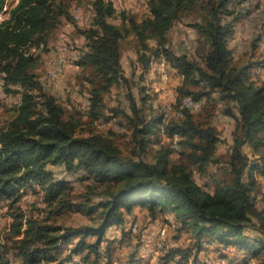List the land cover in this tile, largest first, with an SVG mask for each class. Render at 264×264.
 <instances>
[{
	"label": "trees",
	"instance_id": "16d2710c",
	"mask_svg": "<svg viewBox=\"0 0 264 264\" xmlns=\"http://www.w3.org/2000/svg\"><path fill=\"white\" fill-rule=\"evenodd\" d=\"M243 1L149 0L150 14L137 19L125 10L118 13L112 0H93L94 25L81 29L88 48L78 59L99 77L91 90L89 124L122 114L125 127L122 119L118 124L125 128L123 135L131 137L127 152L116 130L102 133L93 128L78 134L82 122L66 118L64 106L32 70L37 59L32 49L47 44L61 16L72 19L68 5L61 0H19L10 9V17L0 24V75L7 92L22 96L16 115L0 127V203L6 202L13 217L6 237L12 244L0 239V264L12 262L8 247L21 258L20 264H71L78 256L76 264L98 263L107 256L106 264H112L114 247L106 232L124 225L136 207H146L151 219L170 213L180 230L195 237L196 249L204 248V239L217 243L218 249L222 246L219 257L227 264H254V258L264 264V192L258 193L255 176L256 169L264 170V79L252 72L257 63L264 67V60L239 62L229 44L244 14ZM5 4L0 0V11ZM196 7L202 18L191 25L198 32L199 57L177 53L169 38L174 22ZM117 16L121 23L110 20ZM130 33L139 39L143 73L163 57L169 69L183 76L176 87V112L163 132L161 112L147 115L134 100L131 112L115 107L114 116L107 115L105 95L125 78L121 40ZM186 97L203 102L200 110L188 107ZM220 101L236 102L239 110L228 155L218 153L221 131L214 119ZM246 144L255 158H250ZM58 163L83 171L89 180L84 200L75 201L71 181L56 177L49 167ZM221 169L225 176L217 177ZM196 173L206 181L199 183ZM37 185L50 212L77 210L92 222L63 225L49 217L27 216L20 205L23 188ZM230 246L235 247L234 255L226 251ZM239 251L244 252L242 258ZM188 258V251L170 248L161 264H188Z\"/></svg>",
	"mask_w": 264,
	"mask_h": 264
},
{
	"label": "rangeland",
	"instance_id": "374dc122",
	"mask_svg": "<svg viewBox=\"0 0 264 264\" xmlns=\"http://www.w3.org/2000/svg\"><path fill=\"white\" fill-rule=\"evenodd\" d=\"M61 1L68 5V11L72 16V19L67 18L66 16H61L58 25L50 32L47 44L36 46L32 49V54L37 57L32 66V70L42 82L45 90L49 94H53L64 106L66 118H73L82 122L76 129L78 134H87L93 128V130L102 133L108 132L109 129L116 130L119 132L117 139L127 152L129 148L127 145L131 140V137L123 135L125 128L122 126L125 127L126 122L125 117L122 116V114L109 121H105V118L103 117L96 121L93 127L89 124V122H91V117L88 114V108L91 90L97 84V81H99V77L92 66H83L78 63V59L88 48L86 35L81 29H87L94 25L95 10L93 7V0ZM112 1L114 2L118 13L125 10L129 14L136 16L137 19H142L150 14L148 6L149 0ZM14 4L15 3L12 2V7ZM201 18L202 13L200 12L199 7H196L189 14L174 22L173 28L169 33V38L172 47L177 53H187L190 56L199 57L198 32L191 23L196 20H201ZM110 20L114 23H121V18L119 16L110 18ZM150 43H153V41L150 40ZM139 47V39L134 33L128 34L121 40L122 65L125 78L115 84L105 95V101L107 104L106 111L109 116H114L115 111L112 109L115 107H121L126 111L131 112L133 100L142 107L143 112L147 115L158 114L162 111L161 107L165 103H176L177 97L175 94V88L177 85L174 83H176L178 79L177 70L170 67L171 78L167 82L162 79L161 71L160 69L158 71V68L155 69L151 67L147 73H143V65L139 60V54L137 51ZM61 58L64 61L63 71L59 77L52 79L48 75L49 62L57 61ZM157 61L158 58L154 59L155 63H157ZM159 62L160 61H158V65ZM181 79L179 80V83L182 81ZM21 96L22 93L19 91L7 92L4 88L3 78L0 75V127L7 126L10 120L16 115ZM144 97H146V101L143 100ZM200 106L201 105L195 106L194 110ZM119 119L124 121V125L122 124V126H119ZM226 125H228L227 129ZM226 125L220 126L222 127V138L219 145V151L220 154L223 155H228L231 149V147L228 148L227 145H229L228 139L230 138V126L232 123L231 125ZM161 140L165 143L168 142L166 138ZM232 142L234 144L233 137ZM131 145H133L132 142H130V146ZM244 148L249 153L250 158L253 159L256 157L253 155L250 145L246 144ZM153 151L154 150L148 153V157L152 155ZM175 157H178V154H176ZM49 167L56 172V177L66 178L71 181L73 188L71 194L75 201H82L85 199V195L87 194V183L89 180L84 179L82 170L68 169L64 163L49 164ZM211 167H213V165H211ZM215 174L217 177L225 176L223 169L219 172H215ZM195 175L199 183L202 184L206 181V179L200 177L198 173ZM255 176L258 178V193L261 196L264 192V170L260 172L256 169ZM207 179L210 181V177ZM212 187V184H210V186L206 188L211 189ZM23 190L24 192H22L23 195L21 196L20 205L27 216L39 219L49 217L51 221L63 225L81 226L92 222V218L89 215L77 210L65 209L60 213L50 212V207L47 202L44 201V191L38 185L23 188ZM94 200H98V197L95 196ZM98 217L99 216L94 217V219L98 220ZM12 221L13 217L9 206L6 202L0 203V239H2V243L5 242V244H7L8 241L9 246L12 242L6 237L11 230ZM133 222H137L139 227L138 230L133 231V235H131L130 230H132ZM179 226L180 224L170 213L159 214L157 218L151 219L146 207H136L131 216L127 218L126 225L123 229L115 230L114 227L110 228V233L108 232L109 235L114 237H110L111 239H114L111 240L112 246L116 245V241H119V245L117 244L118 248L112 249L111 252L114 260L113 263L145 264V262H148L147 264H157L156 261L159 259L158 264H161V256H164L168 249L178 247L184 253L187 251L189 252L188 264H227L225 259L219 257L220 251H224L222 246H220L221 249H218L217 243L212 242L211 244L204 239L202 243L204 248L198 250L195 246V237L180 230ZM161 227H164L166 237L162 239L163 236H161V240H158V231ZM258 233L259 232H254L255 235ZM124 237L126 238V241L122 243L120 239ZM139 243L141 246L144 245L149 249L158 248V254L151 253L150 258H145L146 254L145 257L141 256V258H137L136 256L140 255L139 252L142 249L138 248ZM207 243L209 244L207 245ZM205 247H208V249H205ZM67 249L68 248L64 249L65 254L69 251V249ZM143 250L146 251L145 249ZM226 251H231L232 253L235 252L234 247L232 246L229 247V249L226 248ZM6 253L12 261L11 263L20 264L21 258L16 256L11 247H8ZM243 253V251H239L237 254L242 258ZM181 255L179 253L175 262H177ZM78 257H75V259ZM153 259L155 260L152 261ZM139 260L143 262H140ZM93 261L94 257L91 258L88 263H92ZM252 261L254 264H259L257 258L252 259ZM94 264L103 263L99 261Z\"/></svg>",
	"mask_w": 264,
	"mask_h": 264
},
{
	"label": "crops",
	"instance_id": "0c3cea01",
	"mask_svg": "<svg viewBox=\"0 0 264 264\" xmlns=\"http://www.w3.org/2000/svg\"><path fill=\"white\" fill-rule=\"evenodd\" d=\"M242 10H243L244 14H243L241 20L236 25L235 33L229 39V44L234 49V52H233L234 53L233 54L234 59H236L239 62H245V61H248L249 59L264 60V0H245L242 3ZM162 59L166 62V67L164 69L162 67ZM158 61H160L159 65H158ZM158 61H157V63H155L153 61L151 67H153L155 69L158 68V71L160 69L163 80L165 78L164 70H166L167 77H171L169 66H168L165 58L161 57L160 60L158 58ZM252 72H253L254 77L264 79V67L259 66L258 63L253 66ZM181 78H183V76L178 73L177 82L174 84L178 86V84L181 83V82L179 83V80ZM175 90H176V88H175ZM199 103H200V101H198V106L202 105L203 102H201V104H199ZM227 107H230L231 110L227 111L226 110ZM200 108H201V106L195 110H200ZM238 116H239V110H238V105L236 102H229V103L224 102V101L218 102V107H217V111H216V115H215V119H214L216 126L221 131L222 127H220V126H225L226 124L231 125V123H232V125L230 126L231 132H230V136H229L230 138L228 139L229 140V145H227L228 148L232 147V144H233L232 137H233L234 128H235V124H236V118ZM227 128H228V125H226V129ZM226 129H225V131H226ZM221 138H222V134H221ZM220 142L218 143V153L219 154H220V151H219L220 150L219 149ZM230 151H231V149H230ZM225 152H226V150H225ZM129 216H131V214H129L127 216V218ZM126 221H127V219H126ZM125 225H126V222L124 225H121L118 227L112 226L110 228L115 227V230H121L124 228ZM110 228L106 232V237L109 240H114V239H111L114 237L112 235L108 234V232L110 233ZM115 230H114V232H115ZM120 241L123 243L124 241H126V238L124 237V238L120 239ZM117 244L119 245V241H116V245H113V247L115 249L118 248ZM232 247H234V246H232ZM234 251H235V247H234ZM139 253H140V255H138L137 258H141V256H142V253L141 252H139ZM229 253H230V255L235 254V252L232 253L231 251H229ZM152 261H154V260H152ZM113 262H114V260L112 261V264H114Z\"/></svg>",
	"mask_w": 264,
	"mask_h": 264
},
{
	"label": "bare ground",
	"instance_id": "6f19581e",
	"mask_svg": "<svg viewBox=\"0 0 264 264\" xmlns=\"http://www.w3.org/2000/svg\"><path fill=\"white\" fill-rule=\"evenodd\" d=\"M15 4L14 5H16L18 2H19V0H14L13 1ZM13 5V6H14ZM13 8V7H12ZM10 16H7V15H0V22L1 23H3V21L4 20H6V19H8ZM3 18V19H2ZM2 19V20H1ZM0 23V24H1ZM64 61H63V59L61 58V59H58L57 61H50L49 62V67H48V75H49V77L50 78H52V79H55V78H57V77H59L60 75H61V73H62V71H63V68H64V63H63ZM54 63V64H53ZM162 67H163V69L166 67V63L163 61V63H162ZM55 72H57V73H55ZM164 72H165V70H164ZM194 101L191 97H186V99H185V103L187 104L188 103V101ZM174 103L175 102H173V103H165V104H163L162 105V111H161V113H162V117H163V120H162V123H161V126H160V128H161V131L163 132L164 131V128H165V125H166V122L169 120V118L176 112V110H175V105H174ZM167 106H169L168 107V112H167ZM139 227V226H138ZM165 234H166V231H165V229H164V234H162L161 236H163L162 237V239H164L166 236H165ZM165 241V240H164ZM209 243H207V245H208ZM147 245V244H146ZM149 245V244H148ZM166 245V244H165ZM141 246V245H140ZM144 246V245H143ZM163 246H164V244H163ZM155 247V246H154ZM159 247V246H158ZM160 248V247H159ZM162 248V247H161ZM141 249V248H140ZM144 248H142L141 250H140V252L142 253V256H144L145 257V254H146V257L145 258H150L151 257V253L153 254H158V252H159V249L158 248H156V249H153V248H151V249H149L148 247L145 249L146 251H144L143 250ZM101 251L102 252H104L105 250H104V247H102L101 248ZM153 256V255H152ZM157 256V255H156ZM153 260H155V259H153ZM80 262V258L78 257V258H76L75 259V261H73L71 264H76V263H79ZM156 263L158 264L159 263V259H158V261H156Z\"/></svg>",
	"mask_w": 264,
	"mask_h": 264
},
{
	"label": "built area",
	"instance_id": "2783aa9c",
	"mask_svg": "<svg viewBox=\"0 0 264 264\" xmlns=\"http://www.w3.org/2000/svg\"><path fill=\"white\" fill-rule=\"evenodd\" d=\"M13 1L14 0H6V4L4 5L3 9L0 11V15L10 16V9L12 8V2ZM162 63H163V59H162ZM55 73H57V72H55ZM170 78L171 77H167L166 70H165V78H164V81L167 82V81H169ZM197 105H198V101H190L189 100L188 103H187V106L188 107H192V108H194ZM168 107L169 106H167V112H168ZM175 147H177V146H175ZM135 230H138V223L137 222H133L132 223V230H130L131 235H133V231H135ZM162 234H164V227L163 228L161 227V229L158 231V240H161V235ZM145 236H143V237H145ZM102 244H104V243H102ZM138 248H144V249H146V246H140V243H139ZM98 259L103 264H106V262H107V257H100ZM140 262H143V261H140ZM147 263L148 262H145V264H147Z\"/></svg>",
	"mask_w": 264,
	"mask_h": 264
}]
</instances>
